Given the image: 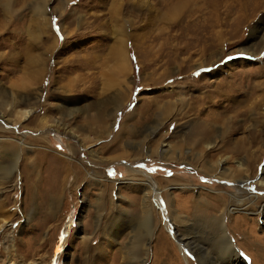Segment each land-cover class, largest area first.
<instances>
[{
  "label": "rangeland",
  "instance_id": "obj_1",
  "mask_svg": "<svg viewBox=\"0 0 264 264\" xmlns=\"http://www.w3.org/2000/svg\"><path fill=\"white\" fill-rule=\"evenodd\" d=\"M206 218L264 264V0H0V264H224Z\"/></svg>",
  "mask_w": 264,
  "mask_h": 264
},
{
  "label": "bare ground",
  "instance_id": "obj_2",
  "mask_svg": "<svg viewBox=\"0 0 264 264\" xmlns=\"http://www.w3.org/2000/svg\"><path fill=\"white\" fill-rule=\"evenodd\" d=\"M239 51H241V49H238L237 52H239ZM24 110H25L26 115H29L30 112L32 111V109H24ZM1 165L3 166L4 165V162ZM240 183H243V181L240 182ZM258 183L261 184V181H259ZM222 219H223V222H225L224 221V218H222ZM205 221H206V226L211 227V228L212 227H217V229H219V231H220L219 233L217 232V234L215 235V240L214 241L211 240V241H212V245L214 246V248L222 249L224 247V249L226 250V251H224V253L226 255L230 254V256H228V257L225 258L226 261L223 259L224 260V264H227V263L228 264H245L244 260H242V258L240 259V255H239V251H238L239 248L238 249L235 248L234 245H233V240L228 237V235L226 233V229H225V224H223L222 221L220 223V221L217 220L216 218H214V219H207L206 218ZM263 223H264V219H263ZM175 236L177 237V233L176 232H175ZM187 237H190V236H187ZM184 239H186V238H184V236L182 235L181 237H178L177 238V241L179 242V244H182V242H184ZM191 240H192L191 242L186 241V242H184V244L186 243V245H189L191 247L190 249H194V252L196 254H200L202 252L201 251V247L199 246L198 243H196L195 241H193L194 239H191ZM182 252H184V249L183 248H182ZM183 256H184V258H186L185 257V253L183 254ZM197 261L199 263L201 262V264H205V262L202 261L200 258L198 259V257H197ZM206 264H220V261H216V260L213 259V261L210 260ZM251 264H253V262Z\"/></svg>",
  "mask_w": 264,
  "mask_h": 264
}]
</instances>
